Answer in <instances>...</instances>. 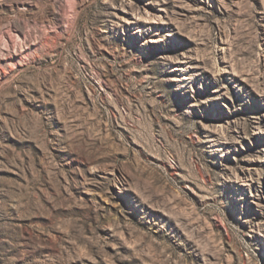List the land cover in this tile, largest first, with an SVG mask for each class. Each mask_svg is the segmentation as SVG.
<instances>
[{
    "label": "rangeland",
    "instance_id": "rangeland-1",
    "mask_svg": "<svg viewBox=\"0 0 264 264\" xmlns=\"http://www.w3.org/2000/svg\"><path fill=\"white\" fill-rule=\"evenodd\" d=\"M0 264H264V0H0Z\"/></svg>",
    "mask_w": 264,
    "mask_h": 264
}]
</instances>
